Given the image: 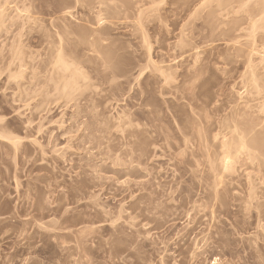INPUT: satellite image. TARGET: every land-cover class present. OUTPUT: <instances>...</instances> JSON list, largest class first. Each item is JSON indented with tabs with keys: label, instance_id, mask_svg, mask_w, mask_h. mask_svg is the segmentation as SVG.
<instances>
[{
	"label": "rangeland",
	"instance_id": "obj_1",
	"mask_svg": "<svg viewBox=\"0 0 264 264\" xmlns=\"http://www.w3.org/2000/svg\"><path fill=\"white\" fill-rule=\"evenodd\" d=\"M241 1L0 0V264H264V37ZM57 55L86 77L70 95ZM231 130L251 136L232 162Z\"/></svg>",
	"mask_w": 264,
	"mask_h": 264
},
{
	"label": "bare ground",
	"instance_id": "obj_2",
	"mask_svg": "<svg viewBox=\"0 0 264 264\" xmlns=\"http://www.w3.org/2000/svg\"><path fill=\"white\" fill-rule=\"evenodd\" d=\"M243 1V0H242ZM240 2L241 4H243V2ZM246 1H248V0H246ZM255 2H256V0H254ZM249 2V1H248ZM257 4H255L254 5V10H256V11H252L251 12V14L249 15V17H250V19L248 20V22H249V29H248V31H249V36L248 37H250V38H253L252 40H255V39H257L256 37H254L255 35H257L256 33L258 32L259 33V30L262 32L263 31V34L261 33V35H262V37H264V0H257V2H256ZM258 5V6H257ZM243 6V5H242ZM256 6V7H255ZM253 8V7H252ZM251 8V9H252ZM250 11V10H249ZM261 40L263 41L264 39L263 38H261ZM51 44H53V45H51ZM50 45H51V47L48 49V51L49 52H51V53H56V54H59L60 53V50L59 49H61V46H60V43H51ZM50 53V54H51ZM148 53H149V51H148ZM263 58H262V60H264V50H263ZM56 59L57 60H55V62H54V66H56L55 68H56V71H59L60 69H61V71H62V74H63V72H69L70 71V69H71V66L70 65H72L71 63L69 64L68 62H66L65 60H62V57L60 56V55H57V57H56ZM58 65H56V64ZM73 66V65H72ZM60 69H59V68ZM54 68V69H55ZM74 69H76V70H72L73 72H72V75H71V71H70V73H68V76L67 75H65V77H64V75H62V74H59L60 75V77L61 76H63V77H61V79H63L65 82H63V84H64V88L65 89H68L67 90V94L68 95H70V93H72L71 91H74L75 90V87L77 86V84H79L78 82H79V78L81 77V76H79V75H82L81 73H76V74H78V76H76L75 75V73H74V71L76 72L77 71V67H75ZM78 70H80V69H78ZM254 70V69H253ZM55 71V72H56ZM61 71H59V72H61ZM65 72V73H66ZM78 72V71H77ZM57 73V72H56ZM84 75V74H83ZM250 81L253 83V84H257V81H258V77L256 78L255 77V74H254V71H252L251 70V73H250ZM86 77H81L80 79H85ZM59 80H61L60 78H58ZM78 87V86H77ZM76 87V88H77ZM262 108H263V110H264V104H263V106H262ZM229 128V127H228ZM226 129V130H229V129ZM2 129V128H1ZM250 131H251V129H249ZM250 131H248V133H251ZM252 131H253V129H252ZM228 133H229V135H230V138H228V136H226V135H228V134H226V135H223V136H225V139H224V137H223V142L221 141V147H224V151L226 152H224L225 153V156H224V160H225V158H226V160H230L231 162L232 161H234L233 159L235 158V156L239 153L240 154V152H242V151H245L247 148H248V145H247V141H250V139H251V136L249 137L248 135L249 134H246L245 135V133H241V134H237L236 136H237V138H236V136H235V132H234V130H231L230 132L228 131ZM231 133H234V134H232L233 135V137H232V135H231ZM240 135H243V136H240ZM246 136H248V137H246ZM261 136V135H260ZM264 136V135H263ZM226 138H228V139H226ZM262 138V137H261ZM260 138V139H261ZM264 138V137H263ZM262 138V139H263ZM249 139V140H248ZM259 139V138H258ZM247 140V141H246ZM252 141H253V138H252ZM256 141V140H255ZM254 141V142H255ZM16 143V142H15ZM237 157V156H236ZM248 157H250L251 158V156H248ZM233 158V159H232ZM224 162L223 164H224V166H222L223 168H225L226 170H227V167L229 168V166H231V165H229L231 162ZM263 165H264V163H262ZM264 167V166H263ZM225 169H223V171L225 170ZM225 170V171H226ZM228 171V170H227ZM221 173L222 172H220V175H221ZM219 174L217 175V177L218 176H220ZM220 178V177H219ZM219 178H217V179H219ZM220 182V181H219ZM221 184V183H220ZM219 186V185H218ZM216 190V189H215ZM252 194V193H251ZM251 194H250V196H251ZM254 194V193H253ZM249 195V194H248ZM252 196H254V195H252ZM251 200H252V198H251ZM249 201V200H248ZM201 204H199L198 206H200ZM211 206V205H210ZM201 207V211L202 210H206V209H209L210 208V212H211V207H209V205L207 206V204H203V205H201L200 206ZM200 207H199V209H200ZM209 207V208H208ZM198 208V207H197ZM203 212V211H202ZM212 212H213V210H212ZM210 213V215L211 214H213V213ZM197 213V212H196ZM106 214V217L107 216H109V215H111V216H109V218H110V225L112 226L111 227V229H112V231L113 232H115L116 234L117 233H119V231L121 232V230H119V228L121 227V225H118V223L117 224H115V223H113L114 221H113V219H115V220H119L120 219V217H121V213L120 214H118L117 213V215L116 214H114V215H112L111 213H105ZM204 214V213H203ZM206 215V214H205ZM105 216V215H104ZM88 218H90V217H88ZM196 218V217H195ZM40 219V218H39ZM107 220V221H108ZM88 223H90V222H88ZM92 223V222H91ZM87 223L85 222V225H86ZM94 224H96V223H94ZM59 225V224H58ZM83 226V225H82ZM88 226V225H87ZM90 226H92V224L90 225ZM52 227V226H51ZM84 227V226H83ZM54 228V227H53ZM67 228V227H66ZM66 228H65V230H66ZM69 228V227H68ZM39 229V228H38ZM69 230V229H68ZM90 231V232H92V230H93V228L91 229V228H89V227H86V228H81L80 230H78V232L77 231H75V233H77V235L76 236H78V237H80V236H82L83 234H85V233H87V231ZM89 231H88V233H89ZM94 231H96V230H94ZM113 232H112V234H113ZM49 233V232H48ZM91 235V234H90ZM119 235V234H118ZM86 236H87V234H86ZM52 237V236H51ZM63 237V236H62ZM58 238H60V237H58ZM82 238V237H81ZM84 239V238H83ZM60 240V239H59ZM75 240V239H74ZM79 240V239H78ZM68 241V240H67ZM66 242V241H65ZM78 242V241H77ZM81 242H82V240H81ZM61 243V242H60ZM64 243V242H63ZM63 243H61V244H63ZM79 244H80V241L78 242ZM85 243V242H84ZM98 243V242H97ZM96 243V244H97ZM75 244H77V243H75ZM82 244V243H81ZM81 244L80 245H78V246H81ZM87 244V243H86ZM85 244V245H86ZM66 245V244H65ZM85 245H83V246H85ZM100 247V246H99ZM91 248V247H90ZM103 248V247H102ZM98 250V249H97ZM90 254V253H89ZM91 257V256H90Z\"/></svg>",
	"mask_w": 264,
	"mask_h": 264
}]
</instances>
